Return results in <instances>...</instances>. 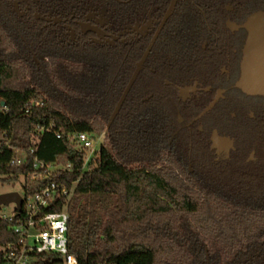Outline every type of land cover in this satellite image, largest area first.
Wrapping results in <instances>:
<instances>
[{"label":"trees","instance_id":"1","mask_svg":"<svg viewBox=\"0 0 264 264\" xmlns=\"http://www.w3.org/2000/svg\"><path fill=\"white\" fill-rule=\"evenodd\" d=\"M37 1L61 12L90 6L114 26L168 5ZM183 19L172 17V29ZM63 35L61 26L21 18L0 0V180L24 178L25 195L47 185L45 178L32 179L47 172L34 169L33 157L10 165L14 149L34 150L47 166L72 165L53 179L70 193L69 250L78 264H264V172L216 162L202 140L175 134L167 107L145 101L153 87H124L130 75L120 53L133 57L138 44L81 48L60 41ZM84 133H105V145L87 166V150L68 137ZM62 209L63 202L49 210ZM24 217L0 218V247L18 240L14 227Z\"/></svg>","mask_w":264,"mask_h":264},{"label":"flooded vegetation","instance_id":"2","mask_svg":"<svg viewBox=\"0 0 264 264\" xmlns=\"http://www.w3.org/2000/svg\"><path fill=\"white\" fill-rule=\"evenodd\" d=\"M7 1L21 18L61 26L60 41L76 47L138 44L133 57L120 53L130 75L124 87H153L145 101L167 107L175 134L202 140L216 162L264 172V95L241 85L248 24L264 16V0H184L183 7L182 0H167L165 11L151 7L139 20L119 26L90 6L61 12L37 0ZM114 1L126 6L134 0ZM176 15L185 20L173 30Z\"/></svg>","mask_w":264,"mask_h":264},{"label":"built area","instance_id":"3","mask_svg":"<svg viewBox=\"0 0 264 264\" xmlns=\"http://www.w3.org/2000/svg\"><path fill=\"white\" fill-rule=\"evenodd\" d=\"M68 137L83 149L90 150L93 147V136L90 134H75ZM57 138H61V135L58 134ZM14 152V157L10 161L12 166H24L31 156L34 159L35 170L47 167L45 175L36 172L32 177L45 178L47 185L35 194L22 195L23 211L19 214L15 208L10 217L4 218L13 219L15 214L25 216L14 227L18 240L0 247V254L2 253L5 259L2 264H50L45 261L44 255L62 259V264H78L69 250L68 231L71 214L67 209L70 193L65 186L53 179V173L58 169L70 172L72 165L69 164L65 168L47 166L35 156L34 150L26 152L14 149ZM89 161L91 162V159L87 157L86 166L89 165ZM61 202H63L61 211L49 210Z\"/></svg>","mask_w":264,"mask_h":264},{"label":"water","instance_id":"4","mask_svg":"<svg viewBox=\"0 0 264 264\" xmlns=\"http://www.w3.org/2000/svg\"><path fill=\"white\" fill-rule=\"evenodd\" d=\"M248 28L251 34L244 48L241 85L248 93L264 95V16L251 20ZM11 204L20 214L23 211L22 195L10 193L0 196V208Z\"/></svg>","mask_w":264,"mask_h":264},{"label":"rangeland","instance_id":"5","mask_svg":"<svg viewBox=\"0 0 264 264\" xmlns=\"http://www.w3.org/2000/svg\"><path fill=\"white\" fill-rule=\"evenodd\" d=\"M102 145H105V133L93 135V147L92 149L87 150V157L91 159V162L94 159L95 155L99 152ZM23 183L24 179H21L20 181L11 182L0 180V196L10 193H19L21 195H24V192L22 190ZM15 208L16 206L14 204H11L9 206H2L0 208V218L10 217L15 211Z\"/></svg>","mask_w":264,"mask_h":264}]
</instances>
